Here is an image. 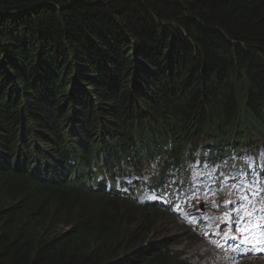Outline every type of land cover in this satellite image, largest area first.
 Returning a JSON list of instances; mask_svg holds the SVG:
<instances>
[{"label": "trees", "instance_id": "1", "mask_svg": "<svg viewBox=\"0 0 264 264\" xmlns=\"http://www.w3.org/2000/svg\"><path fill=\"white\" fill-rule=\"evenodd\" d=\"M257 145L264 0H0V264H186L106 184Z\"/></svg>", "mask_w": 264, "mask_h": 264}, {"label": "bare ground", "instance_id": "2", "mask_svg": "<svg viewBox=\"0 0 264 264\" xmlns=\"http://www.w3.org/2000/svg\"><path fill=\"white\" fill-rule=\"evenodd\" d=\"M152 121L151 120H147L146 121V126L147 128H149L152 125ZM258 138L260 140H263V133L261 132V135L258 136ZM253 152V149H248L244 152V154L246 153H251ZM207 161H211V160H207ZM150 164V165H148ZM258 165V164H257ZM143 166L145 167L144 171L141 172L140 174H129V178L124 176L122 177V181H127L129 182V187L135 185V180H131L132 178H134V176H137V178L139 179L140 176H148L149 172L155 171V170H160L163 173H174V171H171L169 168L166 167V161L164 158H160L158 156L155 157H150L147 158L146 161L143 163ZM259 167V166H258ZM260 168V167H259ZM211 171H216L218 170L217 168L212 167L210 169ZM209 170V171H210ZM258 170V169H257ZM257 170L255 171H250L248 173V176H251L252 174H254ZM75 171V169L73 170ZM216 176H219L217 172L213 173ZM156 175L159 177L161 176L160 172H156ZM257 175H261L259 173H255L254 177H257ZM189 177L194 178L196 177V175L192 172V169L190 168V174ZM136 179V181H140ZM166 182V184H163L162 187V191L157 192L155 195L151 196L150 199L153 203L152 206H150V210L154 211V203L155 201H163L165 204H170L171 207L173 208L176 204H180L183 208L187 207L190 203L189 201H192L194 198L197 197H201V194L204 192H207L208 194H211L213 192V189H209V188H204V187H196L195 185H193L192 183H190L188 181V179H184L182 176H180V178L177 181H167L164 180ZM258 181H261L260 179ZM263 182V181H261ZM233 186V184L231 185V187ZM107 189H111L110 186H106ZM215 189H220L219 185H215L214 187ZM188 191H190L193 195H189ZM259 192L263 195H261V197H257L258 195H256V193ZM94 195V194H92ZM219 196H221L223 198V202L228 204L229 208H228V219L231 221L230 224L226 223L224 220L220 219V218H215V217H209L206 220H211L212 219V223L214 225H218V226H223L224 228L228 229L229 227H237V224L234 221V217L236 215L239 214V211L236 209L235 205L237 203L236 200H232V199H226V193L222 192L218 194ZM123 197L121 198V200H127L129 197L122 195ZM245 197L250 198L251 202L255 201V203H261V206L264 207V204L262 203V199L260 198H264V183L258 187L257 189H254L250 192L245 193ZM135 201L137 202H143L142 198L136 197ZM220 201V199H219ZM219 201H215V209H220L223 212V209L221 208V204L222 202ZM188 204V205H187ZM141 206H145V205H139L138 208H140ZM251 207V203H249V205L246 208V211H249ZM170 208V210L168 211L169 213L173 212V209ZM198 209H200V207H198ZM212 216V215H211ZM186 224V222H185ZM202 224H204V222H202ZM247 225V223H245ZM261 226V231H264V226ZM194 230H192V233L194 235V237H198V240H200V237L203 239H206V236L209 237H213L214 238V234L209 230V229H205V231H201L199 232L198 229L193 228ZM255 229V227H251L249 228V231H247L246 233L240 234L239 236L244 238V241H238V240H233V242L230 244V246H233V249L236 250L238 253L240 252H245L244 255H239V257L234 258V257H230L229 256V251L225 248H220L221 252L223 255H225L228 259H229V263L230 264H238L240 262L246 261V260H250L253 259V256L251 254L254 253V257L262 260V263H264V236L263 238L258 236L256 233L253 232V230ZM224 230V229H223ZM203 232H204V236H203ZM236 237V236H234ZM173 241H175V243L177 242L176 239H172ZM185 242V246H188L190 249H192V251L190 250H185L184 248L182 249H176L174 247V245L172 246V249L174 251L180 252V253H184L183 255H181V260L185 261L186 264H191V259H190V255H194L196 253V247L198 246L199 242H191L188 238L184 239ZM218 240H225V238H218ZM183 242V241H181ZM187 248V247H186ZM234 250L232 253H234ZM248 256V257H247ZM192 257V256H191ZM260 262V261H259Z\"/></svg>", "mask_w": 264, "mask_h": 264}, {"label": "rangeland", "instance_id": "3", "mask_svg": "<svg viewBox=\"0 0 264 264\" xmlns=\"http://www.w3.org/2000/svg\"><path fill=\"white\" fill-rule=\"evenodd\" d=\"M245 186L244 183H240L239 184V188L235 189V194H234V199L235 200H241L243 202V199H241L240 194H241V189L242 187ZM197 199H199L200 203H195V207H200V209L202 210V212H199L201 219L206 220L208 218V214L207 212H210L211 215H215L216 213L214 212L213 208L215 207V203L213 205L212 201H209L206 203V200L202 197H197ZM248 200L246 203L249 204L251 203V206H254L255 201L250 200V198H247ZM206 203V204H204ZM188 205V204H187ZM191 206V204H189L187 207H185V209L187 211H189V207ZM169 213V212H168ZM207 222H209L210 224H212V219L211 220H206ZM189 222L191 224H193L192 220H189ZM182 221L178 220V224H173L172 222H168V221H163L160 223V231L157 234V236H159L160 234H162V238H173L176 239V243L174 244V247L176 249H182L184 248L186 251L190 250L192 251V249H190L188 246H185L184 242H185V238H188L191 242H199L198 246L196 247V253L195 256L194 255H190V259H191V264H230L229 263V259L222 254L220 248H225L229 251V256L230 257H234L237 258L239 257V255H244L245 252H240L238 253L236 250L233 249V246H230V244L223 246V245H217L215 242H204L206 239H203L200 237V240H198V238L191 236L190 234L192 233V229L189 228L187 225H182ZM216 227L218 229H220L221 231H227L226 228H224L223 226H218L216 225ZM224 229V230H223ZM226 229V230H225ZM202 231H205V228L202 229ZM203 236H204V232H203ZM227 238V237H226ZM183 241V242H181ZM206 243V244H205ZM187 247V248H186ZM234 250V253H232ZM253 256V259L250 260H246L243 262H240L238 264H264L262 263V260L254 257V253L251 254ZM192 256V257H191ZM248 257V256H247ZM260 261V262H259Z\"/></svg>", "mask_w": 264, "mask_h": 264}, {"label": "snow or ice", "instance_id": "4", "mask_svg": "<svg viewBox=\"0 0 264 264\" xmlns=\"http://www.w3.org/2000/svg\"><path fill=\"white\" fill-rule=\"evenodd\" d=\"M249 215H250V213H249ZM247 231H249V229L247 227L242 228V232L246 233Z\"/></svg>", "mask_w": 264, "mask_h": 264}]
</instances>
